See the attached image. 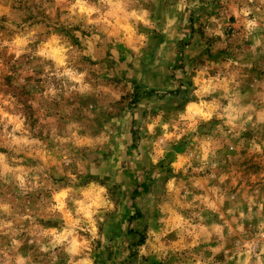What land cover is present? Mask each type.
<instances>
[{"label": "clouds", "instance_id": "9594fccd", "mask_svg": "<svg viewBox=\"0 0 264 264\" xmlns=\"http://www.w3.org/2000/svg\"><path fill=\"white\" fill-rule=\"evenodd\" d=\"M30 2L40 4L52 19L57 18V10H60L62 23L82 20L90 35L82 37L81 32L76 31L75 36L86 47L83 51H74L60 33L51 31L44 35L45 29L39 24L25 22L31 12L27 8L19 11L17 0H0V26L11 33L7 36L0 31V53H4L0 56V75H13L9 71L11 66L28 56L32 63L25 64L14 81L20 86L25 84V77L36 75L37 65L43 67L40 77L43 90L28 101L39 119L35 130L47 125L45 131L50 130L53 144L68 145L49 151L32 135L24 105L12 94L0 93V140L3 141L0 147L14 154L10 166L8 153L0 152L3 162L0 179L15 186L17 197L41 189L50 193L35 207H25L23 213L20 199L12 202L0 197V264H59L61 256L64 264H95L98 247L110 245L105 224L122 205L117 193L126 197L142 186L132 184L124 174L139 176V169L145 162L153 167L159 165L169 151V142H179L190 133H197L201 122L207 123L213 117L222 121L215 129L219 135L193 136V149L186 155L176 153L170 165L177 174L187 175L190 169L206 174L200 179H191V189L181 188L180 181L173 176L159 191L142 194L140 199L146 205V213L163 215L149 224L130 252L122 251L121 255L113 257V264H121V261L127 264L125 257H135L137 264H151L152 261L155 264H218L216 257L221 253L231 264H264V81L252 84L254 99L247 105H241V101L249 93L241 95L240 91L246 79L241 69H250L254 61L264 58V0H218L215 14H209L216 6L213 3L208 7L210 0H165L163 8L160 7L162 0ZM201 8H207L203 15L205 34L220 37L224 46L230 43L238 46L237 54L224 65L225 69L235 66L234 71L208 76L207 65L197 69L193 78L197 87L191 92L196 100L188 102L175 118L165 120L162 111L147 118L138 110L124 113L120 122L136 121L144 132L131 155L128 154L133 143L131 135L125 131L116 136L111 121L99 126L94 123L90 130L68 122L62 134L57 135L59 117L47 115L48 105L53 101L61 102L62 97H95L97 103L84 109L93 122L118 102L123 103L110 86H94L89 70L81 71L70 63L69 53L73 57L98 60L109 44L113 45V53L117 44H123L130 50L126 63L139 68V59L152 46V36L160 34L164 43L155 53L158 59L153 68H156L161 64L159 58L163 49L175 38H183L178 29L187 25L189 17ZM229 28L233 30L232 36L226 35ZM98 44L100 49L96 47ZM32 45H36L35 49ZM7 57H13L8 64L5 63ZM184 71L175 73L177 80L183 78ZM205 76L208 78L204 79ZM214 93L220 94L210 101L204 99ZM223 100L228 101L226 106L221 103ZM139 108L145 105L141 103ZM70 111L66 108L60 114ZM245 132L252 133L250 139H241ZM104 152L113 154V158L103 159ZM228 152L236 155H226ZM25 158L38 159L40 163L34 168L27 167L23 164ZM245 159L257 168L245 172L229 167L218 174L222 166ZM52 166L57 176L67 178V183L60 185L48 181V169ZM85 175L92 178L81 183L78 177ZM152 175L159 180L158 172ZM192 189L199 190V194ZM226 202L229 206L224 210ZM190 208L198 210L185 216L183 210ZM40 211L44 213L41 218H56L62 223L58 228H42L36 223ZM211 215L217 216L218 221L206 223ZM14 220L28 221L30 227L17 228ZM26 240L28 245H35L34 251H21Z\"/></svg>", "mask_w": 264, "mask_h": 264}, {"label": "rangeland", "instance_id": "374dc122", "mask_svg": "<svg viewBox=\"0 0 264 264\" xmlns=\"http://www.w3.org/2000/svg\"><path fill=\"white\" fill-rule=\"evenodd\" d=\"M215 3V7H212ZM165 0H162L160 5L161 8L165 7ZM17 7L19 11L24 9H29L31 15L27 16L25 22H31L32 24H39L44 31V35H48L51 31H55L62 35L65 43L71 44L74 51H83L85 45L81 43V39L75 36L76 31L81 32V36H88L90 32L86 30L82 20L74 19L73 21L61 22L59 20L60 10H57V18L52 19L45 14V11L40 4L31 3L30 0H17ZM208 7H212V11L209 14H215L218 9V0H210ZM207 12V8H201L199 12H194L189 17V22L187 25H183L178 29L179 32L183 34V38H175L173 42L166 46L159 58L161 64L156 68L153 65L156 64L157 56L155 55L156 50L161 44L164 43V37L160 34H154L152 36V46L144 51V55L139 59V68L134 67L133 64L126 63L127 55L130 50L123 44H117L116 51L113 53V45L109 44L107 48L104 49V55L98 60H92L87 56L73 57L69 53L70 63H72L79 70L83 71L85 69L89 70V77L94 82V86L106 85L110 86L111 90L115 91L116 94L120 95L123 103H117L112 106L111 111L104 112L98 116L97 121L93 122L89 120V117L85 114L84 109L88 105H95L97 99L95 97H73V98H61V102L53 101L48 105V116H57V135L62 134L65 125L68 122H73L78 124L81 128L85 130H90L94 123L97 126L105 121L112 122V128L116 136H120L127 131L132 139L133 143L129 147L128 154L138 148L139 140L143 139L144 132L141 127L137 125L136 121H132L129 124H124L122 121L123 114L130 110H138L141 112L144 118L149 115L155 116L159 112H164V119L175 118L176 113L184 111L185 105L190 101H195L196 97L191 95V92L197 87L194 83V77L197 75V69L203 68L206 65L209 67L208 76H215L221 72L227 73L228 71H234L235 66L225 69L224 65L227 61L233 58L238 52V46L234 47L233 44H228L224 46L220 40V37H208L205 32V22L203 21V15ZM91 27V26H88ZM186 29V31H185ZM92 31H96L97 28H91ZM0 31L5 32L7 36H11L6 28L0 26ZM233 30L228 29L226 35L232 36ZM39 43V41H37ZM35 49L36 45H32ZM97 49H100L98 44ZM4 53H0V56ZM99 55V51L97 52ZM13 57H7L5 63L11 62ZM37 60L39 58H36ZM32 60L28 56L21 57L20 60L13 64L9 69L13 75H0V93L12 94L19 103L24 105L23 111L28 117V124L32 130V135L39 138L44 145L47 146L49 151H52L56 147L61 149L68 147V145H59L52 143L51 132L45 131L48 128L47 125L40 126L39 130L36 131V127L39 124V119L36 116L35 111L31 108L28 103L29 100L36 98V94L42 91L41 79L43 74V67L37 65L35 68V76L25 77V84L17 86L14 81L18 79L16 75L25 64H31ZM47 63H51L48 61ZM99 65V67H97ZM187 68L188 71H184ZM177 71H184L183 78L180 80L176 79L175 73ZM242 75H246V79L243 80L241 85V95L249 93V96L241 101V105H247L250 103L254 97L251 95L252 84L255 81H264V58L258 59L253 62L252 68L241 69ZM205 76L204 79H207ZM220 93H214L212 96H205L204 99L210 101L214 96H218ZM143 103L145 108L140 109L139 105ZM223 105H227L228 101H221ZM77 105V107H74ZM149 105L151 106L149 110ZM71 109L70 112H66L64 115L60 113L64 109ZM222 121L217 120L215 117L207 123L201 122L199 125L197 133H190L188 136L182 138L179 142H169V151L165 159L161 160L159 165L150 166L148 162H145L143 166L139 169L140 175L134 176L131 173H125L132 184L140 183L142 186L136 189L134 192L129 193L126 197H121L117 193V199L122 200V205L119 208L115 216L110 217L106 224L107 239L110 242L109 246L99 248L95 253V264H113V257H118L123 252H130L135 242L142 237L144 231L153 221L160 218L163 213H155L149 216L145 211L146 205L141 201L140 197L142 194H147L154 191H159L163 183L173 176H176L180 181L181 188L187 187L191 189V179H200L206 173H194L189 170L187 175L182 173L177 174L171 168V162L175 160L176 153L187 154L193 147L192 137L199 135L201 137L211 136L215 133L216 126L221 124ZM227 130V129H225ZM157 135L160 134V129L157 128ZM219 135L218 133H215ZM252 136L251 132H245L242 134L241 139H250ZM3 141L0 140V144ZM0 152L8 153L9 163L11 166V157L14 155L9 152L7 148L0 147ZM103 159L111 160L113 154L109 152H104L101 154ZM226 155L236 154L234 152H228ZM243 155V153H241ZM23 156V154H21ZM226 158V157H225ZM40 163L38 159L25 158L23 159V164L27 167H35ZM229 167H235L237 171L256 169L257 165L252 163L250 160L234 161L228 165L222 166L218 170H227ZM3 170V162L0 161V172ZM56 168L52 166L48 169V181L52 184L63 185L67 183V178L64 176H57L55 174ZM158 172L159 180L153 177L152 173ZM92 177L85 175L78 177L81 183L87 182ZM107 179V178H106ZM215 184L216 181H212ZM210 186V185H209ZM193 192L199 194V190L192 189ZM235 192V189H231ZM183 193L181 192V195ZM50 193L44 189L37 190L36 192L29 193L25 197H17L15 186L10 184H5L2 179H0V197L8 198L10 201L14 202L16 199H20V210L23 213L25 207H35L38 202L41 201L42 197L49 196ZM191 199V196L188 197ZM169 205L171 206V200L169 199ZM228 202L225 203V209L228 207ZM198 209L190 208L184 209L183 214L185 216H190L194 211ZM36 214V213H33ZM44 215L42 211L39 212L36 223L42 228H58L62 223L59 219L41 218ZM204 215H209L204 213ZM12 219V217H9ZM213 221H218V217L211 215L210 219L206 223H212ZM255 223V221L253 222ZM14 225L19 228L22 225L25 228H29L28 221L14 220ZM23 236H27L26 233H22ZM174 235V234H173ZM31 239V237H27ZM6 242V238H4ZM215 246V245H213ZM231 245H229L230 247ZM35 245H28L27 240L25 241L24 247L21 251L27 253L28 251H34ZM205 255H211V253H205ZM127 264H137V259L133 257L132 259L124 258ZM45 261H47V256H45ZM218 264H231L227 257L223 253L216 257ZM59 264H64V257H60ZM121 264H124L121 261ZM151 264H155L152 261Z\"/></svg>", "mask_w": 264, "mask_h": 264}]
</instances>
